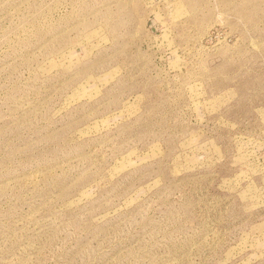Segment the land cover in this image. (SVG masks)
<instances>
[{
	"label": "rangeland",
	"instance_id": "obj_1",
	"mask_svg": "<svg viewBox=\"0 0 264 264\" xmlns=\"http://www.w3.org/2000/svg\"><path fill=\"white\" fill-rule=\"evenodd\" d=\"M0 264H264V0H0Z\"/></svg>",
	"mask_w": 264,
	"mask_h": 264
}]
</instances>
